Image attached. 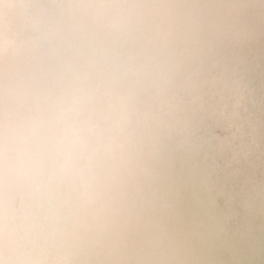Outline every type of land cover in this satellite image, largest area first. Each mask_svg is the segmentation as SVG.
<instances>
[{
  "label": "bare ground",
  "instance_id": "1",
  "mask_svg": "<svg viewBox=\"0 0 264 264\" xmlns=\"http://www.w3.org/2000/svg\"><path fill=\"white\" fill-rule=\"evenodd\" d=\"M0 264H264V0H0Z\"/></svg>",
  "mask_w": 264,
  "mask_h": 264
},
{
  "label": "clouds",
  "instance_id": "2",
  "mask_svg": "<svg viewBox=\"0 0 264 264\" xmlns=\"http://www.w3.org/2000/svg\"><path fill=\"white\" fill-rule=\"evenodd\" d=\"M62 169H58L53 173V179L54 180H60L63 179V176L61 175ZM3 251L6 257H8L9 252L11 251L10 243L8 240L7 232L5 231V238H4V244H3Z\"/></svg>",
  "mask_w": 264,
  "mask_h": 264
}]
</instances>
